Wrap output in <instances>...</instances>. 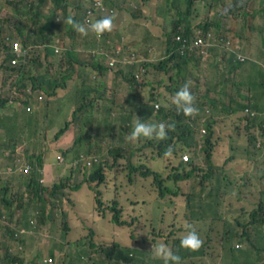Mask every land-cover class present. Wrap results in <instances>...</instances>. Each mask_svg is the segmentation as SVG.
<instances>
[{
  "label": "trees",
  "instance_id": "1",
  "mask_svg": "<svg viewBox=\"0 0 264 264\" xmlns=\"http://www.w3.org/2000/svg\"><path fill=\"white\" fill-rule=\"evenodd\" d=\"M90 1L0 0V53L8 56L15 45L27 48L26 53L17 56L14 63L11 61L15 54L10 62L8 58L0 60V112L4 113L3 116L11 119L8 113L15 116L25 113L29 115L27 120L37 124L39 110L36 109V99H33L35 94L25 89L29 85L46 97H53L67 88L69 81H73L76 93L70 118L55 134L57 139L75 126V136L63 152L74 156L67 174L57 181L54 177L52 186L48 188L40 183L44 157L29 155L30 169L21 167L17 183L12 184L15 195H8L6 186L0 187V211L9 207L14 209L17 205L16 214H21L16 220L20 224L17 231L22 227H32L37 220L36 225L51 229V233L57 236L63 225L76 227L82 222L84 227L94 213L99 215L108 208L111 210L109 222L112 228L125 233L127 222L124 212L130 209L129 213L142 220L137 229L140 236L151 241L147 250L151 264H163L152 254V248L160 243L180 256V264H220L222 260H211L213 255L209 249H212V242L222 250L229 244L230 264H264V172L257 176L256 197L249 187L251 171L241 176L236 192L225 188L230 179L211 159L212 138L218 118H230L235 123L246 121L247 130L251 128L249 122L253 127L257 126L256 131L247 136V143L256 138L264 139L262 121L243 115L244 107L264 112V63L245 57L241 47L248 29L250 32L258 31L256 24L250 22L253 16L250 10L257 13L256 8L264 0H231V8L216 14L217 17L211 15L206 22L199 24L204 29L213 24L219 26L220 18L231 15L228 33L239 56L230 58L227 51H222L221 58H217L216 52L210 49L204 60L196 53L190 56L179 54L176 51L178 42L173 36L192 32L190 18L195 3L204 2L213 8L220 0H163L162 4H154L153 17H169L170 28L165 32L159 59L145 62L143 71H135L139 69L138 65L127 70L129 55L125 48L128 44L117 42L114 26L123 20V10L130 13L131 20H138L152 0H110L109 5L118 4L116 9L122 12L121 16L100 13L96 9V18L113 16L112 30L100 37L92 33L81 35L66 22V18L71 16L83 23ZM136 4L140 6L139 12L133 10L137 8ZM156 36L161 40L160 36ZM132 43L139 44L135 40ZM55 46L63 50L59 55L54 50ZM211 54L213 60L209 74L201 87V62ZM109 57L114 58L112 65L109 64ZM185 83L189 84L194 96L197 117L204 111V106L212 107L211 115L205 122L208 134L204 137L203 150L206 157L198 163L193 158L200 151L193 128L197 118L177 113L175 106H169L171 96ZM10 96L14 101L12 103L9 102ZM27 104L31 105V111L25 110ZM7 109H12L13 113L7 112ZM137 117L146 122H165L173 127L168 129L163 140L139 138L130 141L128 134ZM30 134L32 140L36 131ZM169 145L174 151L172 156L167 157L165 152ZM28 150L35 152L33 141ZM91 152L96 160L88 163ZM186 152L191 155L190 158ZM182 155H186L184 160ZM164 158L170 166L156 169L152 162ZM178 158L180 162L175 164ZM11 160L9 168L14 172L18 165L14 159ZM140 178L150 179L147 188L150 192L156 191L157 199L151 196L134 198ZM186 180H190V186L183 189L181 183ZM70 181L74 184H69ZM82 185H86L90 190L88 193L92 194L91 198L87 194L85 201L74 196L67 197L64 192L66 187L77 191ZM179 195L185 199L182 217L186 220L185 226L191 225L202 240L197 250L180 247V238L175 240L172 231L163 229L158 233L152 218L157 213L161 216L178 213L175 205L170 201L163 204L162 200ZM250 203H253L252 207ZM3 216L11 223L10 212L7 216L0 214V219ZM57 217L60 225L55 227L52 221ZM46 219L51 221L49 225H43ZM146 219L149 220L148 226H144ZM169 225L175 226L173 221ZM17 239L12 230L5 228V232H0V264L7 263L3 253H7L10 244ZM236 239L237 243L248 247L236 248ZM134 250V246L122 248L121 254L115 253L111 258L101 254L103 260L99 264H127ZM79 261L84 264L81 258Z\"/></svg>",
  "mask_w": 264,
  "mask_h": 264
},
{
  "label": "rangeland",
  "instance_id": "2",
  "mask_svg": "<svg viewBox=\"0 0 264 264\" xmlns=\"http://www.w3.org/2000/svg\"><path fill=\"white\" fill-rule=\"evenodd\" d=\"M232 1L231 0H220L215 7H210L208 5H205L204 2H198L194 4V10L191 14L190 22L192 25H199L203 24L207 21V19L213 15L217 17L216 14H220L223 10H227L231 8ZM137 8L132 9L136 12L140 11V6L137 5ZM262 5L260 4L259 7L256 8L258 11V14L256 17H253L250 19V22L257 24L262 28L261 31L249 33V30L245 32V38L241 41V47L244 51V54L247 58L252 60H259V63H264V47H262V35L264 37V33L261 35V32H264V14L261 12ZM116 16H121V11H115ZM155 21L156 23L151 26V28L154 31L153 36H151L150 39H148V36L142 40V37L144 35V30L142 29V26L132 24V28L129 30V32L126 34L127 37V44L128 46L133 47L139 54L145 55V52L148 47L152 49L153 52H155L156 56L159 55L160 50L163 48V37L161 38V31H164L170 28V19H166L163 25H158L157 20L151 16V21ZM231 23V22H230ZM145 27L148 29L150 27V24L148 22ZM213 28H216V26H212ZM156 32V33H155ZM160 36L161 40L157 38V36ZM248 36V37H247ZM249 38V39H248ZM130 40V41H129ZM138 41V45H134L132 41ZM59 46H61L60 43H58ZM58 57V56H56ZM2 59V57L0 58ZM213 60V55L211 54L204 62L201 64L202 72H201V79H200V85L203 87L205 83V76L209 74L210 69V63ZM57 67L55 65L54 69ZM58 94L53 97H46L44 94L42 102H44L45 109L43 111V116H39V120L37 124L31 123L29 120H27L28 116L25 113H21L19 116L11 115L8 113V117H4V113L0 112V136L5 135L11 137V143H17V139L19 136H31L32 131H36V134L32 136L33 138V145L35 149H37V152L39 153H29V155L34 154L35 156L38 155H45L44 157V163L46 165V172L45 176L47 178L46 182L44 180L40 182L42 185L47 186L50 188L52 186L51 180L53 176L55 177V181L59 180L61 176H65L67 174V169L70 167V163L73 160L74 156L72 153L64 154L63 152L67 150L68 147H60L57 148L54 144V130L55 132L64 125L65 121L70 118V113L72 109L75 106V97L73 90L64 89L61 90ZM7 112L13 113L12 109H7ZM15 111V110H14ZM18 112V111H17ZM239 130H242L243 132V124H240L236 126ZM21 129L23 131H21ZM78 130V129H76ZM75 132V131H74ZM71 133V132H70ZM206 135V134H205ZM234 135V133H232ZM75 134L68 135L65 139L68 140L70 138H73ZM30 139V138H29ZM40 143V146H37V143ZM230 144L234 143V138H231L229 140ZM250 146H247L249 151L252 153L251 156H249L250 163L249 168L251 170V177L249 179V187L251 189V192L258 197V192L256 193V188L258 187V180L257 176L261 174V170L264 169V161L260 163V160L263 159L262 155H260V152L264 150V139L262 143L260 144V147L256 146L255 139L253 142L249 143ZM204 147V145H203ZM203 147L201 151H199L198 155H195L193 158L195 160V163H198L201 160H204L206 157L205 151L203 150ZM9 151L6 152L4 149H0V187L6 186L7 193L10 196H14V187L13 183H17V174H13L12 172L7 173L5 171V168L7 165L12 164L13 160H11V157L14 158V155L16 154V151L12 153L10 151V148H6ZM219 152L222 158H227L230 155V148H228V143L226 146H223V149L220 144H218L214 151V158ZM8 153V154H6ZM26 154V153H25ZM60 154L64 157V163H58L56 157ZM90 154L93 155V152ZM187 154V152L185 153ZM183 156V155H182ZM188 158L191 157V155L188 153ZM183 159V157H182ZM184 160V159H183ZM186 161V160H185ZM180 162V158L175 161V164H178ZM152 163L156 165V169L161 170L163 166L169 167L170 165L167 164L166 159H160V160H154ZM238 165L240 164L237 160H232L228 162V165ZM164 167V168H165ZM60 174V175H58ZM75 175V172H74ZM42 177V175H41ZM150 179L140 178L139 184L136 187L137 196L136 197H142V196H151L156 197V191H149L147 188V185L149 184ZM69 184H74L73 181H70ZM142 184H145L146 186L143 187ZM181 186L183 189H187L188 186H190V180L183 181L181 183ZM86 185H82L81 188L77 191H71L69 187H66L64 189V192L67 194V197L74 196L77 199L86 200V196L88 194V198L92 197V194L88 193L89 188ZM24 190V188H22ZM21 190V191H22ZM254 199V198H252ZM170 201V204L175 205V210L178 212L174 216L172 214H169L168 216H161L160 213H157L154 217H152L155 221L156 230L159 233L163 229H167L166 232L172 231L175 233V240L182 237L186 232V226L185 222L186 220H183V215L185 212L184 209V203L185 199L181 197L180 195L177 197H165L162 200L163 204L168 203ZM244 203H247L244 201ZM17 204V201L13 204L15 206ZM253 206V203H250V207ZM17 208H15L16 211ZM18 209H20L18 207ZM87 209V208H85ZM84 209V210H85ZM109 209V208H108ZM110 210V209H109ZM130 209H126L124 212V218L126 219L127 224L124 225L125 233H121L116 231L115 234L109 233V234H101L98 235L100 238H95L92 240V242H89L88 240L85 241V243L80 244L77 247L72 248V254L74 257H76L78 254H80L79 258L76 259V261L73 264H80V258H83L86 264H99L103 259L101 258V254L104 255L107 258H111L115 253H120L122 248L129 249L131 246H134L135 250L132 252L130 256V260L127 262V264H151L149 261V258L147 256V250H149V245L151 244V241L149 239L143 240V238L140 236L139 232L137 231L138 227L141 225L142 220H138L132 213H129ZM239 210V207H237V211ZM106 214L108 215V218L111 220V210L107 211ZM21 214H13L12 221L10 224L6 223L8 222L7 219H0V232H5V228L15 231V227H18L20 224L16 222L17 219H19ZM101 225L100 230L104 232L106 229H112L110 224L105 219H100ZM173 221L174 227H171L169 224ZM20 222V220H18ZM37 220L35 225L37 224ZM50 220L46 219L43 225H49ZM103 222V223H102ZM149 220H144V226H148ZM53 226H59L60 221L55 219L52 221ZM62 226V225H61ZM60 226V227H61ZM96 224L93 222H86L85 228H88V237H92L91 228H95ZM175 228V231H174ZM240 230V228L238 229ZM54 233V232H52ZM7 237V234H5ZM51 237V236H50ZM235 241V247L236 243L238 242L237 239ZM51 243V242H50ZM240 244L239 247H236L238 249H244L248 247L244 243H238ZM212 249L210 248L209 251L211 252V255H213V258L211 260H222V263L220 264H230L231 257L230 252L228 251L229 244L226 245V249H221L215 242H212ZM34 250V248H33ZM104 250H108L105 252ZM146 250V251H145ZM222 251V252H220ZM61 253H63V249L61 250ZM11 259L12 256H9ZM69 257H66L67 261ZM13 262V260H12ZM192 264V263H190Z\"/></svg>",
  "mask_w": 264,
  "mask_h": 264
},
{
  "label": "clouds",
  "instance_id": "3",
  "mask_svg": "<svg viewBox=\"0 0 264 264\" xmlns=\"http://www.w3.org/2000/svg\"><path fill=\"white\" fill-rule=\"evenodd\" d=\"M91 2H92V0L90 1L89 5L91 4ZM156 3L162 4L163 0H155L154 3L149 5V11L141 13L140 17H138V20L140 18L146 19L145 21L141 20V22L146 23V25L149 22V24H150L149 28H151V26H153L156 23L154 20L151 21V16H154L152 6ZM103 5H104L105 9L99 10L100 13L106 12L108 14H115V11L117 10L116 7L108 5L107 0L103 1ZM261 5H262L261 12L264 14V1L261 3ZM247 8H248V5H246V10H248ZM123 11H126V10H123ZM250 11L253 13V16L250 18L257 16L258 11H257V13H254L252 10H250ZM127 13H128V16L130 17V13L128 11H127ZM154 18L157 20L158 25L164 26V22L169 17L165 16V18H162L160 16H157ZM231 18H232L231 15L230 16L224 15V17L220 18V25L216 26L217 30L212 27V26H215L214 24L211 25V27L207 28V29H204L198 25H192V32L191 33H189L187 35L176 33L173 36L174 40L176 42H178V45L176 47V51L179 54H182V55L186 54L189 56L193 55V53H196L201 58V60H204L205 56H207L210 49H212L216 52L217 58H221L222 51H227V54L230 58H234V57L239 58V56L237 55V52H235L233 49L234 42H233L230 34L228 33L230 30V27H231V24H230ZM83 20H84V22L81 23L79 21H76L71 16L66 18V22L68 24H70L75 31L79 32L81 35H84V36H87L89 33H92L96 37H100L104 33L110 32L113 28V16H110V15L102 16L99 18H96V15H95V16L91 17L90 20H88V21L85 20V16H84ZM256 26L258 27V31L262 30V28H260V26H258L257 24H256ZM115 29H116V27H115ZM167 30H168V26H167V29H165L164 31H161V38L163 37L164 40H165V32ZM253 32H257V31H251L250 33H253ZM263 33L264 32H261V35ZM177 36H179L181 38V40H177L176 39ZM198 37L204 38L207 41V43H210L208 46L205 47V53H201L202 47H198V46L194 45V41ZM108 40L110 41V39H108ZM121 41H125L124 38H121ZM262 46H264L263 35H262ZM54 50H55L57 55H59L63 51L59 46H55ZM125 50L127 51L128 55H129V62H128V69L127 70H129L131 68V66L133 67L135 65H138L139 69L137 68V69H135V71H137V70L143 71L144 68L142 65L145 62L150 61V60H154V59H156V60L159 59L158 56L147 57L143 54H139L137 52V50H135L134 48H125ZM147 52L151 53L152 49L148 48ZM12 57H14V54L11 50V52L8 56H6V54L3 53L2 59H0V60L8 58L9 62H10V59ZM110 58L111 57H109L108 59L110 60ZM160 58H162V57H160ZM242 59L243 58H241V60ZM201 64H202V62H201ZM9 81H10V77H9ZM72 84H73V89H70V90H73L74 97H75L76 93H75L74 82L73 83L70 82V86ZM68 86H69V82H68ZM67 88H65V89H67ZM25 89L27 91L33 92L35 94V97L33 99H36V109L39 110V112H38L39 116H43V111L45 109V105H44V102H42V99H43L42 93L39 92L38 90L34 91L30 85L25 87ZM62 90H64V89H62ZM57 95H60V94H57ZM9 102L10 103L14 102L12 100L11 96L9 97ZM17 104H21V102H17ZM169 106H175L177 113L182 112L185 116H191L192 118H197L196 123L193 125V128H194L195 138H196L198 148L201 151V149L204 145L205 134L206 135L208 134L207 133V126L205 125V122H206L207 118L211 115L212 107L209 105L204 106V111L200 114V117H197L196 113H197L198 109L194 106V96L189 90V84L188 83H185L183 86H181L171 96ZM24 108L26 111H31V109H32L30 104L25 105ZM243 115L247 116L248 118H250L252 120L253 119L261 120L262 121L261 124L264 128V112L252 110L250 107H244ZM14 117H15V115H14ZM217 122L218 123L215 125V133H214L213 138H212V144H214V145H213V148L211 150V159L214 161V151H215L216 146L219 143V137H217V127H219L221 123H225L224 124L225 126L229 124L232 132L228 133L227 136L234 138V143L230 144V155L226 158V161L228 163V162L235 160V159H241L242 163H243V167L245 169L244 172L251 171L249 168V163H250L249 156H251L252 153L247 148V146H250V145H249V143H247L246 140H247L248 135H251L252 132L256 131L257 126L253 127L252 122H249V125L251 126V128L249 130H247L245 128V125L247 124L246 121H240V122L235 123L230 118L229 119H223L222 117L218 118ZM240 124H243V132H242V130H239L236 127ZM74 127L67 130V131L71 132V135L74 134ZM171 127H173V125L166 124L165 122H158V123L157 122H146V121L142 120L140 117H137L133 126H132V130L128 134V139L130 141H135L139 138H145V139H153L154 138L156 140H163L167 137L168 129H170ZM21 131H23V130L21 129ZM67 131H65V132H67ZM56 132L54 130L53 133H54V144L57 147L58 146L57 141H58L60 136L57 139H55ZM232 133H234V135H232ZM32 141H33V139L30 140L28 135L22 136V137L19 136L17 141H16L17 143L10 144L11 143V137L5 136V135L0 136V149H4V150H6V152H8L9 150L6 148H10V151L12 153H14L16 151L14 158L11 157L12 159H14L16 165H18V168L16 169V171L12 172L13 174L18 175V173L21 170V167H24L26 170L30 169L31 164H30V159L28 156H29V153H31V151L28 150V147ZM255 143H256L257 147H260L262 140L256 138ZM37 146L38 147L40 146L39 142L37 143ZM18 147H19V149H18ZM60 147H65V148L68 147L69 148V144L66 146H58L57 148H60ZM239 148L244 149V151H245L244 155L237 153V150ZM173 151H174L173 146L169 145L167 148V151L165 152V156H167V157L172 156ZM35 153L36 154L39 153V152H37V149L35 150ZM6 154H8V153H6ZM260 155H262V157L264 158V150H262V152H260ZM42 157H46V156L43 155ZM183 158H186V155H183ZM56 159L58 160V163L64 162V157L60 154L57 155ZM93 160H96V158L94 157V154L93 155L90 154L88 163H92ZM263 161H264V159L260 160V163H262ZM43 163H44V161H42V168L40 170L41 175H42V177L40 178V182L43 181L42 178L44 176ZM70 165H71V163H70ZM219 168L222 171L225 170V166H219ZM5 171L7 173L11 172L9 165L6 166ZM233 171L237 173V176H236L237 180H240L241 176L244 173L241 174L240 172H238V170L236 169L235 166L233 168ZM263 172H264V169L261 170V174ZM44 180L46 182H48L46 177H44ZM52 182H54V176H53L50 183H52ZM15 208H17V205ZM15 208L13 209V207H9V209H6V210L8 212H10L13 216ZM2 209H4V208H2ZM107 211H110V210L107 209L105 212H103L99 215H101L102 216L101 218L105 219L110 224V226L112 227L111 223L109 222L108 215L106 214ZM4 212H5V209L1 210L0 214L5 215ZM7 215H5V216H7ZM5 218L6 217H4V216L2 217V219H5ZM89 222H92L91 219L89 220ZM6 223H8V222H6ZM8 224H10V223H8ZM19 226L14 228L15 229L14 237L18 238L15 243L18 245V247H20L19 237H20V234L23 232V229H20L19 231H17ZM32 227L39 228L40 225L38 224L35 226V224H33ZM89 239H90L89 242H91V237H89ZM179 244H180V247H182V248L189 249V250H197L201 247L202 240L200 239L198 233L194 229H192L191 225H186V232L182 237H180ZM236 246L239 247L238 243L236 244ZM7 253H9V248L7 250ZM152 254L156 258L161 259L163 261V264H180V259H181L180 256L177 255L169 246H167L164 243L157 244L154 248H152ZM81 260H83L84 264H86V262L84 261L83 258H81ZM52 261L53 260L51 258H47V259L41 260L40 263H47V262L50 263ZM9 262L10 261L7 259V263H9Z\"/></svg>",
  "mask_w": 264,
  "mask_h": 264
},
{
  "label": "crops",
  "instance_id": "4",
  "mask_svg": "<svg viewBox=\"0 0 264 264\" xmlns=\"http://www.w3.org/2000/svg\"><path fill=\"white\" fill-rule=\"evenodd\" d=\"M132 1V0H127ZM155 0H152L150 4L154 3ZM107 4H110V0H107ZM149 5H147L144 8L145 12L149 11ZM113 7H118V4H114ZM123 20L120 21L116 27V40L117 42L121 41V38H124L125 42H127L126 34L129 32V30L132 28V24L140 25L142 26V29L144 30V35L142 37V40H144L147 36L148 39L153 36L154 31L152 28L145 27L146 23L141 22V20H146L143 18H140L139 20H131L128 16L127 11H123ZM250 33V31H249ZM112 38V34L110 35ZM248 37V36H247ZM113 39V38H112ZM249 39V38H248ZM128 48H131L130 46H127ZM150 48V47H148ZM147 48V50H148ZM146 50L145 56L147 57H153L156 56L155 52L148 53ZM70 82L73 83V81H69L68 90L73 89V84L70 86ZM225 123H221L219 127H217V137H219V143L223 149V146H226L228 143V148H230V142L231 137L227 136L228 133L232 132L231 128L228 125H224ZM68 135H71L70 131L65 132L63 135H61L57 141L58 146H66L71 141V138L66 140V137ZM6 143V142H5ZM19 149V147H18ZM238 154L244 155L245 151L243 148H239L237 150ZM264 159V158H263ZM240 162L238 165L229 164L226 161V158H222L219 152H217L214 162L216 165L219 166H225L224 172L228 175V184L225 186V188H228L230 190L236 191L241 183L240 180H237L236 176L237 173L233 171L234 166L240 172L241 174L244 173V167L241 159H235ZM43 171H44V177L46 172V165L43 163ZM77 203H75L76 207ZM4 210V209H3ZM71 212L73 214L74 211L71 209ZM5 215L8 214V211L5 209ZM16 214V211H14ZM101 215H98L94 213L91 221L96 224L95 228H91L92 237L91 242L95 238H100L98 235L101 234H115L117 230L112 229H106L104 232L100 230L101 225ZM86 219V220H88ZM103 223V222H102ZM23 232L20 234L19 240H20V247L16 243L10 244L9 247V253H3L4 257H6L10 262L5 264H73L76 259L79 258L80 254H78L76 257L72 254V248L77 247L80 244H83L85 241H90L89 237L87 236L88 228H85L82 226V222L76 226V227H69L68 225H63L61 227V230L57 233V236H54V233H51V229H48L46 227H22ZM57 230V229H56ZM119 232V231H118ZM51 236V237H50ZM51 242V243H50ZM93 244V242H92ZM57 246V248H55ZM34 248V250H33ZM63 249V253H61V250ZM9 256H12L10 259ZM66 257H69L67 261ZM51 258L53 261L50 263H40L41 260ZM13 260V262H12ZM81 264V263H80Z\"/></svg>",
  "mask_w": 264,
  "mask_h": 264
},
{
  "label": "built area",
  "instance_id": "5",
  "mask_svg": "<svg viewBox=\"0 0 264 264\" xmlns=\"http://www.w3.org/2000/svg\"><path fill=\"white\" fill-rule=\"evenodd\" d=\"M96 9L99 10H104L105 7L103 5V1L102 0H92L91 4L87 7L86 9V14H85V20L88 21L90 20L91 17L95 16L94 11ZM177 40H181V38L179 36H177L176 38ZM210 43H207V41L204 38L198 37L195 41H194V45L198 46V47H202L201 53H205V47L208 46ZM27 51V48H20L19 45H15L12 48V52L13 54H15V57L12 58V63H14V61L16 60V57L22 54H25ZM3 56V53H0V57ZM114 63V58L111 57L109 60V64L112 65ZM248 111V110H247Z\"/></svg>",
  "mask_w": 264,
  "mask_h": 264
}]
</instances>
